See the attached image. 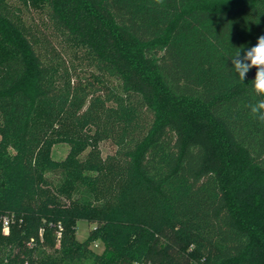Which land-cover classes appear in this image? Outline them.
<instances>
[{
    "label": "trees",
    "instance_id": "trees-1",
    "mask_svg": "<svg viewBox=\"0 0 264 264\" xmlns=\"http://www.w3.org/2000/svg\"><path fill=\"white\" fill-rule=\"evenodd\" d=\"M20 1L48 28L0 0V264H264L256 69L229 58L264 0ZM93 130L114 153L79 159ZM57 138L69 160L45 159Z\"/></svg>",
    "mask_w": 264,
    "mask_h": 264
},
{
    "label": "rangeland",
    "instance_id": "rangeland-1",
    "mask_svg": "<svg viewBox=\"0 0 264 264\" xmlns=\"http://www.w3.org/2000/svg\"><path fill=\"white\" fill-rule=\"evenodd\" d=\"M8 1L10 5L20 8L23 19L27 25L31 26L33 24H38L44 29L48 28V26H46L45 24L48 21L47 11L38 12V11L30 10L25 6H22L20 0H8ZM73 53L74 52H72V54L70 53V56L66 55V59L69 61L68 65L70 66L72 63V66L76 70L77 74L81 76L82 75L88 76V71L90 70V67H88L87 63H85V61H82V59L80 58L81 53L77 55L78 57H76V55H74ZM94 135H95V130L92 131L91 140L89 141V146L80 155H78L79 159L80 158L85 159L87 155L93 150L94 147H96L94 150L98 151L103 159H106L108 156L114 153V149L108 143H105L103 140H101L98 134L95 135V138L93 137ZM92 140L94 141L95 146L94 145L91 146ZM70 153H71L70 145L67 142L59 140V138H57L56 142L51 146L50 152L48 153L47 157H45V159L49 158L52 162H64L66 160H69ZM54 194L58 195V199L62 203L60 205L62 206L65 205L64 207L72 208L70 195L68 196L69 192L66 191L65 193L59 192ZM75 215L76 217L74 218L72 223L75 225L77 231L76 235L78 239L80 241H83L88 238L89 232L95 229L96 225L88 223V221L85 220V218H83L79 212ZM9 232H10L9 228L5 229L3 227L4 235H9ZM93 249L100 253L103 248L101 245L99 246L96 245L93 247Z\"/></svg>",
    "mask_w": 264,
    "mask_h": 264
},
{
    "label": "clouds",
    "instance_id": "clouds-1",
    "mask_svg": "<svg viewBox=\"0 0 264 264\" xmlns=\"http://www.w3.org/2000/svg\"><path fill=\"white\" fill-rule=\"evenodd\" d=\"M157 4L163 0H155ZM232 69L239 81L243 82L250 69L255 68V78L252 83V91L258 99L249 103L247 108L251 118L264 124V35H260L254 46L244 50L241 49L231 55Z\"/></svg>",
    "mask_w": 264,
    "mask_h": 264
},
{
    "label": "built area",
    "instance_id": "built-area-1",
    "mask_svg": "<svg viewBox=\"0 0 264 264\" xmlns=\"http://www.w3.org/2000/svg\"><path fill=\"white\" fill-rule=\"evenodd\" d=\"M4 228L5 229L9 228V224H8V220L7 219H5V221H4Z\"/></svg>",
    "mask_w": 264,
    "mask_h": 264
}]
</instances>
